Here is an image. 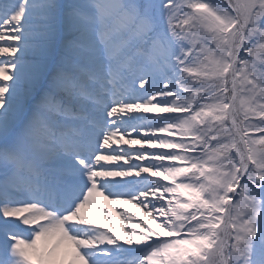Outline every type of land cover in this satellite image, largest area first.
I'll use <instances>...</instances> for the list:
<instances>
[{
    "label": "snow or ice",
    "instance_id": "obj_1",
    "mask_svg": "<svg viewBox=\"0 0 264 264\" xmlns=\"http://www.w3.org/2000/svg\"><path fill=\"white\" fill-rule=\"evenodd\" d=\"M0 264H264V0H0Z\"/></svg>",
    "mask_w": 264,
    "mask_h": 264
},
{
    "label": "bare ground",
    "instance_id": "obj_2",
    "mask_svg": "<svg viewBox=\"0 0 264 264\" xmlns=\"http://www.w3.org/2000/svg\"><path fill=\"white\" fill-rule=\"evenodd\" d=\"M113 163H124V162L123 161H120V162H113ZM101 199H103V198L101 197ZM104 203L105 204H108V207L109 208L112 207V205L109 204L108 201H104ZM124 207L131 209V211L135 212L137 214V216H143V214H144L141 209H137L134 205H124ZM117 219L118 220L120 219L119 216L117 217ZM104 222L107 223L106 220ZM109 227H111V225H109Z\"/></svg>",
    "mask_w": 264,
    "mask_h": 264
}]
</instances>
